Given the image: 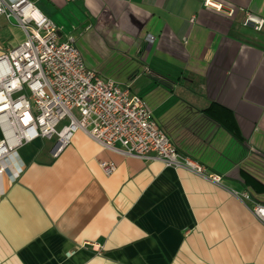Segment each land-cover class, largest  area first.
I'll return each instance as SVG.
<instances>
[{
    "label": "crops",
    "instance_id": "crops-1",
    "mask_svg": "<svg viewBox=\"0 0 264 264\" xmlns=\"http://www.w3.org/2000/svg\"><path fill=\"white\" fill-rule=\"evenodd\" d=\"M33 1L60 42L141 96L179 152L223 182L107 150L84 131L57 157L53 139L24 144L20 175L0 176V264H264L252 212L264 206V27L246 24L264 20V0H214L232 16L205 0ZM25 40L0 17V57Z\"/></svg>",
    "mask_w": 264,
    "mask_h": 264
},
{
    "label": "built area",
    "instance_id": "built-area-1",
    "mask_svg": "<svg viewBox=\"0 0 264 264\" xmlns=\"http://www.w3.org/2000/svg\"><path fill=\"white\" fill-rule=\"evenodd\" d=\"M204 6L235 14L214 0H205ZM3 15L17 21L26 40L0 57V176L13 169L20 175L15 154L24 144L53 139L57 157L77 132L84 131L107 150L160 161L167 168L222 184L220 175L179 152L141 96L89 69L73 40L60 42L56 24L33 0H0ZM246 24L261 31L264 20L247 14ZM100 166L106 176L117 170L112 162ZM244 198L250 200L246 194ZM252 212L264 223L263 205L253 203Z\"/></svg>",
    "mask_w": 264,
    "mask_h": 264
},
{
    "label": "trees",
    "instance_id": "trees-1",
    "mask_svg": "<svg viewBox=\"0 0 264 264\" xmlns=\"http://www.w3.org/2000/svg\"><path fill=\"white\" fill-rule=\"evenodd\" d=\"M223 108L220 107L217 104H212L208 109H207V113L210 114L212 117H215L219 120H221L226 126L229 127L230 130H232L233 132H235V124L231 121V119L227 118L225 115H222L223 113H221ZM225 114V113H224Z\"/></svg>",
    "mask_w": 264,
    "mask_h": 264
},
{
    "label": "rangeland",
    "instance_id": "rangeland-1",
    "mask_svg": "<svg viewBox=\"0 0 264 264\" xmlns=\"http://www.w3.org/2000/svg\"><path fill=\"white\" fill-rule=\"evenodd\" d=\"M63 123H65V122H63Z\"/></svg>",
    "mask_w": 264,
    "mask_h": 264
}]
</instances>
